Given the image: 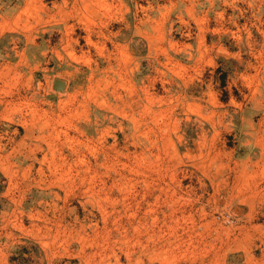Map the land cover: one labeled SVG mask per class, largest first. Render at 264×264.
Here are the masks:
<instances>
[{"label":"rangeland","instance_id":"374dc122","mask_svg":"<svg viewBox=\"0 0 264 264\" xmlns=\"http://www.w3.org/2000/svg\"><path fill=\"white\" fill-rule=\"evenodd\" d=\"M0 185V264H264V0H0Z\"/></svg>","mask_w":264,"mask_h":264},{"label":"water","instance_id":"95a60500","mask_svg":"<svg viewBox=\"0 0 264 264\" xmlns=\"http://www.w3.org/2000/svg\"><path fill=\"white\" fill-rule=\"evenodd\" d=\"M64 82H62V81H59V80H56L55 82H54V84H53V89L55 90V91H63V89H64Z\"/></svg>","mask_w":264,"mask_h":264},{"label":"trees","instance_id":"16d2710c","mask_svg":"<svg viewBox=\"0 0 264 264\" xmlns=\"http://www.w3.org/2000/svg\"><path fill=\"white\" fill-rule=\"evenodd\" d=\"M218 71H220V70H218ZM225 78H226V75L221 73L219 78H218L221 87H224V85H225ZM0 189H1V185H0Z\"/></svg>","mask_w":264,"mask_h":264},{"label":"crops","instance_id":"0c3cea01","mask_svg":"<svg viewBox=\"0 0 264 264\" xmlns=\"http://www.w3.org/2000/svg\"><path fill=\"white\" fill-rule=\"evenodd\" d=\"M30 78H31V76H30ZM31 80H32V78H31ZM64 84H65V82H64ZM66 85V84H65ZM65 85H64V87H65Z\"/></svg>","mask_w":264,"mask_h":264}]
</instances>
